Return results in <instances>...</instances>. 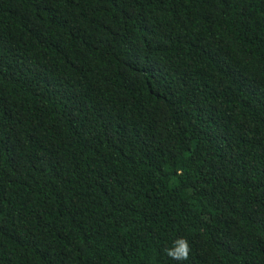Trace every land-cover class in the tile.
<instances>
[{
	"label": "trees",
	"instance_id": "16d2710c",
	"mask_svg": "<svg viewBox=\"0 0 264 264\" xmlns=\"http://www.w3.org/2000/svg\"><path fill=\"white\" fill-rule=\"evenodd\" d=\"M0 264H264V0H0Z\"/></svg>",
	"mask_w": 264,
	"mask_h": 264
},
{
	"label": "clouds",
	"instance_id": "9594fccd",
	"mask_svg": "<svg viewBox=\"0 0 264 264\" xmlns=\"http://www.w3.org/2000/svg\"><path fill=\"white\" fill-rule=\"evenodd\" d=\"M189 253V242L180 238L176 240L173 247L167 250V254L175 260H186Z\"/></svg>",
	"mask_w": 264,
	"mask_h": 264
}]
</instances>
